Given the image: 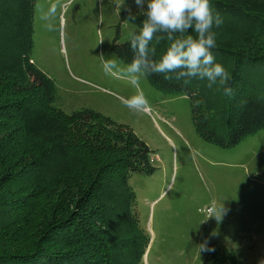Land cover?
<instances>
[{
	"label": "trees",
	"instance_id": "obj_1",
	"mask_svg": "<svg viewBox=\"0 0 264 264\" xmlns=\"http://www.w3.org/2000/svg\"><path fill=\"white\" fill-rule=\"evenodd\" d=\"M37 1L0 0V264H142L149 238L128 181L155 172L153 152L129 127L96 111L56 106V87L31 56ZM211 5L223 21L214 29L215 61L234 95H223L219 79H145L158 92L188 99L202 141L231 149L264 130V0ZM143 19L142 10L120 13L133 32ZM159 35L150 43L149 58L157 61L169 45L157 43ZM129 38L119 43L117 27L109 48L125 65L136 58ZM210 248L206 264H241L232 251Z\"/></svg>",
	"mask_w": 264,
	"mask_h": 264
},
{
	"label": "rangeland",
	"instance_id": "obj_2",
	"mask_svg": "<svg viewBox=\"0 0 264 264\" xmlns=\"http://www.w3.org/2000/svg\"><path fill=\"white\" fill-rule=\"evenodd\" d=\"M53 4L55 30L48 31L41 15ZM137 10L132 0H38L32 60L53 81L58 108L96 111L129 127L153 152L155 172L128 181L149 238L142 264H206L213 244L241 264H264V130L234 148L215 147L196 135L186 97L158 92L144 77L137 88L105 75L97 55L110 53L117 27L119 43L129 38L134 28L120 13ZM138 90L149 105L134 112L122 98Z\"/></svg>",
	"mask_w": 264,
	"mask_h": 264
},
{
	"label": "clouds",
	"instance_id": "obj_3",
	"mask_svg": "<svg viewBox=\"0 0 264 264\" xmlns=\"http://www.w3.org/2000/svg\"><path fill=\"white\" fill-rule=\"evenodd\" d=\"M124 3V0H123ZM132 3L143 11L144 19L138 32L130 35V46L136 58L127 65L126 71L119 68V61L114 53L97 55L105 75L128 80L139 88L140 78L160 74L165 79L176 81L207 80L210 85L219 79L222 93L232 97L234 89L224 83L225 68L215 61L216 33L223 21L214 13L211 0H132ZM57 14V5L53 4L42 12L41 20L48 31H54L53 20ZM127 21L135 24L136 17L128 14ZM156 36V42H169L165 54L157 61L150 59V43ZM174 73L173 76L167 75ZM122 103L134 112L144 111L149 101L142 90L127 98ZM225 210L220 208V219ZM204 246L201 245V248ZM213 249L209 248L208 251Z\"/></svg>",
	"mask_w": 264,
	"mask_h": 264
}]
</instances>
